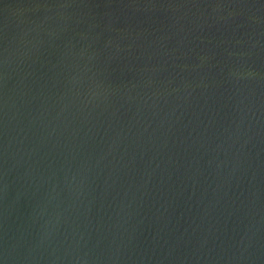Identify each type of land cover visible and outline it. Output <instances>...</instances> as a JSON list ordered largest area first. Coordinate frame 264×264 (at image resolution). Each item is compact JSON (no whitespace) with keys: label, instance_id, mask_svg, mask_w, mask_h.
<instances>
[{"label":"water","instance_id":"1","mask_svg":"<svg viewBox=\"0 0 264 264\" xmlns=\"http://www.w3.org/2000/svg\"><path fill=\"white\" fill-rule=\"evenodd\" d=\"M0 264H264V0H0Z\"/></svg>","mask_w":264,"mask_h":264}]
</instances>
